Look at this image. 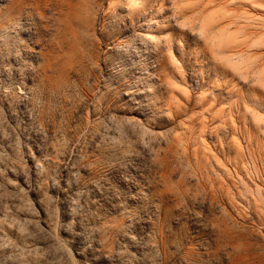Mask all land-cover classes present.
I'll use <instances>...</instances> for the list:
<instances>
[{
	"label": "rangeland",
	"instance_id": "1",
	"mask_svg": "<svg viewBox=\"0 0 264 264\" xmlns=\"http://www.w3.org/2000/svg\"><path fill=\"white\" fill-rule=\"evenodd\" d=\"M137 2L0 0V264H264V0Z\"/></svg>",
	"mask_w": 264,
	"mask_h": 264
},
{
	"label": "bare ground",
	"instance_id": "2",
	"mask_svg": "<svg viewBox=\"0 0 264 264\" xmlns=\"http://www.w3.org/2000/svg\"><path fill=\"white\" fill-rule=\"evenodd\" d=\"M135 4L136 5H139L138 2H137V0H129L128 5H130L131 7H135ZM202 27H203V24H202Z\"/></svg>",
	"mask_w": 264,
	"mask_h": 264
}]
</instances>
